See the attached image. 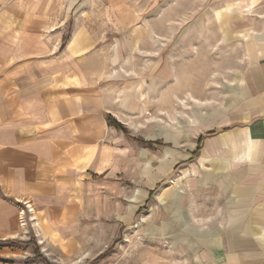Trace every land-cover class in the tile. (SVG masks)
I'll return each mask as SVG.
<instances>
[{
	"label": "crops",
	"instance_id": "crops-1",
	"mask_svg": "<svg viewBox=\"0 0 264 264\" xmlns=\"http://www.w3.org/2000/svg\"><path fill=\"white\" fill-rule=\"evenodd\" d=\"M251 1L229 15L237 75L178 90L156 66L111 92L105 67L79 58L90 35L61 49V0H0V264L75 259L94 229L148 217L167 243L201 244L203 264H264V8Z\"/></svg>",
	"mask_w": 264,
	"mask_h": 264
},
{
	"label": "rangeland",
	"instance_id": "rangeland-1",
	"mask_svg": "<svg viewBox=\"0 0 264 264\" xmlns=\"http://www.w3.org/2000/svg\"><path fill=\"white\" fill-rule=\"evenodd\" d=\"M61 1L59 11L72 14L71 18L62 21L61 49L71 41L75 31L90 35L93 38L92 50L80 52L79 58L86 59L90 65L105 67L95 75L107 78L104 81L110 83L111 92L119 86L133 87L136 77H149L151 68L156 66L159 74L168 67L174 70L171 72L173 76H181V83L175 85L178 90L187 85L197 90L198 83L202 85L203 80L206 90H212L209 88L216 78L237 75L241 70L243 52L236 34L230 33L232 20L229 15L232 11L244 10L242 0ZM250 5L254 6L246 12H258L264 8V0H252ZM122 11L131 12L133 16L122 18ZM140 43L141 49L133 47ZM121 128L125 130L123 125ZM149 212L150 207L143 210V217ZM146 223L149 226H144L143 222L136 229L133 224L112 227L104 234L102 229L96 228L94 235L100 241L95 240L89 245L86 253L75 259L50 254L41 262L203 264L197 255L201 244L189 243L188 240L183 242L181 236H175L174 243H167V239L161 237L164 233H161L159 224L150 222V217ZM172 230L173 235L181 232L180 228Z\"/></svg>",
	"mask_w": 264,
	"mask_h": 264
},
{
	"label": "trees",
	"instance_id": "trees-1",
	"mask_svg": "<svg viewBox=\"0 0 264 264\" xmlns=\"http://www.w3.org/2000/svg\"><path fill=\"white\" fill-rule=\"evenodd\" d=\"M109 122H111V123L113 122L112 117H109ZM114 123L118 124L119 127H122V125L119 122L115 121V120H114Z\"/></svg>",
	"mask_w": 264,
	"mask_h": 264
}]
</instances>
